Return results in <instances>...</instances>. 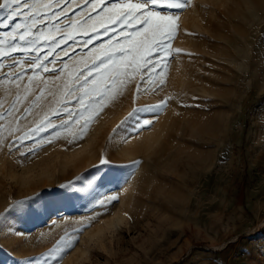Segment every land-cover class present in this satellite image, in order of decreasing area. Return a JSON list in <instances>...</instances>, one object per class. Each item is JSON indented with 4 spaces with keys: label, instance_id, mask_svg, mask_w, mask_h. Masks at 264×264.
<instances>
[{
    "label": "rangeland",
    "instance_id": "rangeland-1",
    "mask_svg": "<svg viewBox=\"0 0 264 264\" xmlns=\"http://www.w3.org/2000/svg\"><path fill=\"white\" fill-rule=\"evenodd\" d=\"M34 3L53 0L0 8V113L18 109L0 120V264H264V0L158 4L172 19L156 66H128L91 108L99 93L66 95L77 74L91 87L102 49L147 26L93 36L81 20L119 0ZM33 15L38 47L7 48Z\"/></svg>",
    "mask_w": 264,
    "mask_h": 264
},
{
    "label": "snow or ice",
    "instance_id": "snow-or-ice-1",
    "mask_svg": "<svg viewBox=\"0 0 264 264\" xmlns=\"http://www.w3.org/2000/svg\"><path fill=\"white\" fill-rule=\"evenodd\" d=\"M72 2V0H63L64 7L60 8L59 12H54L53 16H60L63 12L67 10V6ZM189 0H119V3L112 4L111 8L104 9L108 15L105 17H97L95 22L89 24V21L92 20L91 16L85 17L81 20L79 27L85 33L88 31L89 27L93 29L92 35L98 36L102 33H107L109 31L108 27H102L100 32H96L95 29L97 28V24L104 25L106 21L115 20V24H119L124 22L125 24H131L133 21H140L139 26H147L143 33L136 32L135 29L132 30L133 34L125 35L121 39L130 47L126 48L125 44H122L120 40H116L114 43L109 44L107 47L102 49V58L98 60V63H94L91 65L92 69H98L96 75L99 79H95L92 82V86L89 87V77L88 79L81 80V77L84 75L83 72H80L76 76V81H79L78 84H75L74 87L69 88L66 95L69 97L75 96L76 102L80 105H83V96H90L93 93H99V96L95 101L89 103L87 108L92 107V103H98L100 100L104 98L107 94L108 90L112 89L113 86L117 85L119 82L120 84L125 83L129 78L128 76V66H131L133 71H136L140 67L141 60H143V64L146 65L144 68L145 71H148L150 68L155 67L156 64H148L149 60H155V56L162 53L166 48L169 41L165 39L169 33L166 31L171 26V17L162 15L159 11L156 10V6L158 4H162L164 7L167 8H175L181 9L183 4H187ZM61 0H53V3L44 4V5H37V4H30L26 5L29 8H35L38 6L52 8L53 6L60 5ZM89 4H92L95 7V3L93 0H85L84 7L87 8ZM21 0H0V8L9 9L11 10L10 19L13 17H18L22 15L21 12ZM26 20H30L31 22L27 25H16L17 29H23V31L18 35L13 37L12 40L7 41L6 46L7 48L11 49L12 51L17 50L21 44L32 46L33 48L38 47V41L40 40V35H35L31 29L37 24L38 18L34 15L29 17L25 16ZM51 23V21H49ZM72 22L69 21V24ZM55 27V25H53ZM115 27V25H111ZM115 35V33H113ZM91 36H88L82 43H88L91 40ZM110 39V37H109ZM17 41L19 43H17ZM77 41L73 40V43ZM48 43L49 48L52 51L49 55L52 57L51 63L55 64L57 59L59 58V51H64L67 54V48H59L58 45L60 41L58 39H53L52 41H45ZM153 48L157 49V52L153 55H148L147 58L144 57L145 53L152 54ZM135 52L134 55H129L130 53ZM37 61H40V56H35L31 60H26L25 63L36 64ZM14 66V65H11ZM68 66L65 64L64 68ZM43 68L44 71H48V67L46 63H40L38 65V69ZM87 70V69H86ZM163 71V68H161ZM23 73H17L13 79H19ZM158 75V73H155ZM123 76L125 80L121 81L120 77ZM109 81L111 83H109ZM101 84L105 85V88L101 90ZM82 91L83 95H77V92ZM63 107H67V105H63ZM164 107L163 104L157 105L156 108H152L150 110L156 111L159 108ZM87 108L84 110L86 111ZM145 110H149L145 108ZM15 111L18 109L15 108V103L9 109L4 112L0 113V120L3 117L8 115L14 114ZM35 115L32 113L30 108H25L23 112V119H27L29 115ZM77 115H83V112H78ZM75 118V117H73ZM48 124H51V119L46 121ZM89 122L85 121V129ZM145 124L150 123L149 121H144ZM44 125L42 124L41 127ZM119 127V126H118ZM40 129L37 128L35 131H39ZM115 131V130H114ZM15 143V142H13ZM104 203V201H101Z\"/></svg>",
    "mask_w": 264,
    "mask_h": 264
},
{
    "label": "bare ground",
    "instance_id": "bare-ground-1",
    "mask_svg": "<svg viewBox=\"0 0 264 264\" xmlns=\"http://www.w3.org/2000/svg\"><path fill=\"white\" fill-rule=\"evenodd\" d=\"M118 219V218H117Z\"/></svg>",
    "mask_w": 264,
    "mask_h": 264
}]
</instances>
